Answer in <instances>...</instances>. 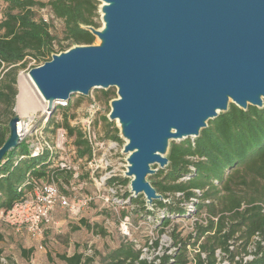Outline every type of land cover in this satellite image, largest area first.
<instances>
[{"label": "water", "instance_id": "water-1", "mask_svg": "<svg viewBox=\"0 0 264 264\" xmlns=\"http://www.w3.org/2000/svg\"><path fill=\"white\" fill-rule=\"evenodd\" d=\"M96 1L103 26L81 27L100 42L52 53L28 76L47 111L116 88L107 118L125 140L130 192L152 208L167 199L147 175L168 165L171 141L198 137L230 103L264 106V0ZM19 120H8L0 161L19 144Z\"/></svg>", "mask_w": 264, "mask_h": 264}, {"label": "trees", "instance_id": "trees-1", "mask_svg": "<svg viewBox=\"0 0 264 264\" xmlns=\"http://www.w3.org/2000/svg\"><path fill=\"white\" fill-rule=\"evenodd\" d=\"M6 10L0 20V105L2 115H13L17 88V66L26 57L34 59L39 65L49 60L53 51L52 41L55 38L49 31V24L36 18L34 8L48 4L54 15L63 21L65 39L72 44H91L94 35L81 25L98 27L94 21L97 15L96 0H1ZM20 64H23L21 62ZM32 66V67H33ZM107 98L115 92L104 90ZM105 120L107 118L103 117ZM55 127H62L68 136L74 137L76 154L79 158L91 157V147L83 138L76 126L70 125L66 116ZM116 131L118 128L116 127ZM8 127L0 122V146L7 138ZM114 138L119 139L115 134ZM25 146V145H24ZM27 154V149L13 148L0 161V211H6L24 193L22 189H30L26 176L33 175L43 180H58L62 173L71 177V170L51 168L45 151L36 157L19 158ZM168 165L159 169L152 177L151 184L165 198L174 197L176 192L183 194L188 200L194 194L192 189L201 190L198 208H206L208 213L217 215L216 221L208 219L204 225L196 223V238L199 247L208 254L211 261L216 247L227 249L226 241L235 232L248 241L257 232L260 255L251 264H264V106L257 108L249 105L246 110L233 103L225 112L208 120L207 126L201 129L198 137L171 141L168 152ZM189 166H193L190 169ZM187 180H179L183 175ZM123 183L127 178L121 180ZM21 187V188H20ZM20 188V189H19ZM209 199L208 203L204 202ZM137 199H132V201ZM154 200L153 206L164 209L161 226L170 222L168 214L185 215L186 210L179 205L181 200ZM144 208V199L140 201ZM150 212V211H148ZM83 222V220H82ZM89 226V225H88ZM3 233L0 231V241ZM156 243V242H155ZM177 254L174 264H185L184 247ZM32 248L20 247L22 257L28 256ZM2 249L0 247V253ZM84 253L75 250L71 255L58 254V258L66 264H80ZM139 250L129 243H120L107 255V264H153L145 259H138ZM90 260L89 257H85ZM169 255H163L162 263ZM4 264V263H0ZM6 264H15L8 259Z\"/></svg>", "mask_w": 264, "mask_h": 264}, {"label": "rangeland", "instance_id": "rangeland-1", "mask_svg": "<svg viewBox=\"0 0 264 264\" xmlns=\"http://www.w3.org/2000/svg\"><path fill=\"white\" fill-rule=\"evenodd\" d=\"M38 8H34L36 18L40 17ZM5 10L6 4L0 0V20ZM49 21V31L55 37L52 41L53 53H58L73 46L74 44L70 45L69 39L64 37L62 19L54 16L53 18L49 17ZM94 21L99 24L98 29L103 26L101 14L98 10ZM99 42V38L94 36L92 44H98ZM21 62L23 64H20ZM21 62L17 66V88L18 93L20 87L23 89L21 96L28 100L29 105L25 104L18 107L15 102L13 115L7 116L0 113L2 125L7 127L8 120L14 115H18L20 120H24L25 115L33 113L39 119L47 118L46 137L54 142L56 130L62 128L55 127V124L61 123L64 116L67 117L70 125L76 126L79 131L82 130L85 121H90V127L94 131L98 142L94 150L96 163L103 166L105 162H108L113 167L111 173L116 174L117 177H125V157L127 154L122 151L125 140L120 138L119 131H116L117 121H110L107 118L111 108L110 100L117 97L116 88H91L87 95L74 92L70 94L66 103H54V108L51 111H47L46 101L41 99L28 76L29 69L37 62L29 57H26ZM104 90L114 91L116 96L107 98L103 93ZM1 109L2 106L0 105V111ZM104 116L107 120L103 118ZM23 123L27 126V123ZM27 128L29 129V125L24 130V134L28 132ZM115 134L119 139L114 138ZM190 140H193V138H190ZM174 142L179 141L175 140ZM16 148L25 150L24 144H18ZM52 155L51 168L64 163L71 170V177L68 181L66 179L68 173L63 172L62 176H59L55 182L62 192L68 194L70 201H76L83 195L92 193L94 190L92 170L85 163V156L81 158L77 156L73 136L67 135L63 148L60 150L56 149ZM151 167L155 172L147 175V180L150 182L153 175L159 170L157 164ZM127 179L128 181L123 188L116 191L117 194L130 190V178L128 177ZM99 195L107 197L106 189L100 190ZM132 197L137 200L131 201L129 206L123 209L129 215L131 222V226H129L130 235L128 236L121 234L115 214L109 211L105 206L106 202L101 200V198L90 201L81 207L78 213H73L54 202L49 213V221L41 223V232L39 234H31L24 228L16 229L14 225L5 220L3 215H0V231L3 233V239L0 241L2 249L0 263L6 264L8 259H11L15 264H66L57 255L62 253L71 255L77 250L84 253V260L80 264H107L106 255L120 243L136 242L143 244L150 242L152 245L157 242V244L161 245V250L165 251L169 250L178 240L182 243L185 242V245L188 246L199 245L200 240L194 243L193 241H195L196 237L194 240L190 237L191 235L193 236L191 232L195 228L194 223H191V218L181 219L171 213L168 214L170 222L162 227L160 222L164 214L163 211L157 212L156 206L149 208L145 205V202L143 203V208L140 201L144 197L141 194ZM168 199L174 203L178 201L175 196ZM21 211H25L24 216L30 217L25 208H22ZM39 246L42 248H39ZM20 247L32 248L33 250L28 253V256L22 257ZM85 257H89L90 260H86Z\"/></svg>", "mask_w": 264, "mask_h": 264}, {"label": "built area", "instance_id": "built-area-1", "mask_svg": "<svg viewBox=\"0 0 264 264\" xmlns=\"http://www.w3.org/2000/svg\"><path fill=\"white\" fill-rule=\"evenodd\" d=\"M48 6V5H47ZM41 6L38 8L40 13V19L46 22L50 26L49 17L53 18L55 15L50 9V6L47 7ZM27 123L29 125L28 135L24 134V130L27 126L20 130L17 123V133L19 135V144H24L27 149V154H21L18 157H36L40 154L47 151L48 160L52 161L53 151L56 149L63 148L64 141L66 139L67 133L64 128H58L55 132L54 142L46 137V123L47 118L39 119L35 114L25 115L24 120H19ZM83 138L91 147V157H85V163L92 170V180L94 185V190L89 195H83L78 198L76 201H70L68 194L62 192L55 181L43 180L41 178H35L33 175L28 174L26 176V183L31 186L30 189H22L23 194L19 200L14 202V204L7 209L6 211H0V215L4 216L5 220L14 225L16 229L24 228L31 234H39L41 232V223L49 221V213L54 204L57 202L61 207H65L73 213H78L81 207L85 206L92 200L101 198L106 202V207L109 211L115 214L116 220L118 222V229L123 234V236L130 235L129 226H131L130 218L124 208H127L134 197L129 191H123L122 194H117V190L123 188L124 184L121 180L125 177H117L116 174L112 172V165L108 162H105L104 165H99L96 163L95 152L98 142L96 141V136L94 131L90 127V121H85L82 126ZM25 142V143H23ZM60 169L70 170L64 163L56 165ZM190 169H193V166H189ZM114 172V171H113ZM189 175H183L179 180H187ZM108 183V184H107ZM19 188V189H20ZM106 189L108 196L103 197L99 195L100 190ZM194 194L188 198V200L183 199V194L181 192H176L175 197L181 200L179 205L182 206L186 213L185 215H175L181 219L187 218L192 219L191 223H202L206 224L208 219L216 221L218 216L208 213L206 208H198L197 204L200 201L201 190L194 188L192 189ZM31 195V196H30ZM167 201L169 200L166 198ZM210 200L205 199L204 202L208 203ZM73 202V203H72ZM105 202H103L105 204ZM22 208L27 210L28 216H24L25 211H21ZM157 212L164 213V209L156 207ZM21 211V212H20ZM164 215V214H163ZM199 216H202L199 218ZM163 217V216H162ZM193 236L196 237V228L191 232ZM201 239V238H200ZM199 239V240H200ZM198 240V242H199ZM258 233L255 232L250 236V239L246 242L240 237V231L235 232V234L228 238L226 241L227 249H222L221 247H216L213 251L212 260H208V254L205 250L200 249L199 245L188 246L185 245V242L180 240L176 241L172 247L165 251L161 250V245L157 242L151 245L148 243H129L131 246L139 250L138 259H145L148 263L153 264H174L177 254L182 251L184 247V255L186 259L185 264H251L256 258L260 255L258 249ZM157 244V245H156ZM264 249V242H261ZM190 247V248H189ZM39 248H42L39 246ZM180 251V252H179ZM163 255H169L167 261H161ZM133 264H138L135 261Z\"/></svg>", "mask_w": 264, "mask_h": 264}, {"label": "bare ground", "instance_id": "bare-ground-1", "mask_svg": "<svg viewBox=\"0 0 264 264\" xmlns=\"http://www.w3.org/2000/svg\"><path fill=\"white\" fill-rule=\"evenodd\" d=\"M23 92V89L20 87V91H19V93H18V95H17V98H16V103H17V106L19 107V106H24L25 104H28V100H26V98L24 99V96H23V98H22V96H21V93ZM47 103L48 102H46V105H47ZM29 105V104H28ZM24 126H25V124L22 122V121H19L18 122V128L20 129V130H23V128H24Z\"/></svg>", "mask_w": 264, "mask_h": 264}]
</instances>
